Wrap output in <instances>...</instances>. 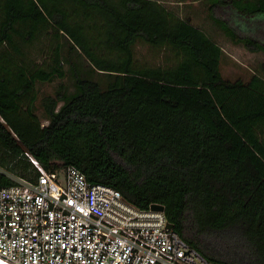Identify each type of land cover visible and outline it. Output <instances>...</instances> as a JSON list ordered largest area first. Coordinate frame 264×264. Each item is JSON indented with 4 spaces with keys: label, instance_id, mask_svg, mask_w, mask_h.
I'll return each mask as SVG.
<instances>
[{
    "label": "trees",
    "instance_id": "obj_1",
    "mask_svg": "<svg viewBox=\"0 0 264 264\" xmlns=\"http://www.w3.org/2000/svg\"><path fill=\"white\" fill-rule=\"evenodd\" d=\"M193 1L201 12L182 16L159 0H0V185L37 179L28 154L73 166L141 209L164 205L207 260L264 264V74L225 76L199 24L264 52V0ZM45 35L50 59L35 63ZM138 41L167 64L138 63Z\"/></svg>",
    "mask_w": 264,
    "mask_h": 264
},
{
    "label": "built area",
    "instance_id": "obj_2",
    "mask_svg": "<svg viewBox=\"0 0 264 264\" xmlns=\"http://www.w3.org/2000/svg\"><path fill=\"white\" fill-rule=\"evenodd\" d=\"M0 185V258L11 264H219L169 227L165 211L141 209L76 167Z\"/></svg>",
    "mask_w": 264,
    "mask_h": 264
},
{
    "label": "rangeland",
    "instance_id": "obj_3",
    "mask_svg": "<svg viewBox=\"0 0 264 264\" xmlns=\"http://www.w3.org/2000/svg\"><path fill=\"white\" fill-rule=\"evenodd\" d=\"M159 1L166 5L171 11L180 13L182 16L189 15V13L196 15V12H201L202 10L201 3L194 2L193 0H187L186 2H181L182 0ZM201 16L204 18L203 12L201 13ZM199 24H201L203 28H205V30L223 47L227 56L223 62L225 76L230 78H236L240 75L249 77L252 75L253 71L258 70L264 74V52H250L243 46L232 44L222 31L218 28L212 27L213 25L211 21H205V19H202ZM50 44L51 37L45 35L43 39L41 38L40 42L33 45L28 51L30 58L35 63H42L45 59H50V55L47 53ZM134 51L136 61L143 65L155 66L167 64L165 56L167 53L169 54V52L162 48L154 49L144 41H138L134 46ZM65 69H68L67 65H65ZM60 81L56 80L52 83L38 84L37 91L39 93V98L41 99L44 95L52 94ZM64 81L67 82L69 79L66 78ZM41 113L42 112L39 111V114ZM43 122L44 124H47V121Z\"/></svg>",
    "mask_w": 264,
    "mask_h": 264
},
{
    "label": "water",
    "instance_id": "obj_4",
    "mask_svg": "<svg viewBox=\"0 0 264 264\" xmlns=\"http://www.w3.org/2000/svg\"><path fill=\"white\" fill-rule=\"evenodd\" d=\"M152 208L153 209H156V210H161V211H165V206L164 205H161V204H154L153 206H152ZM169 227L170 228H173L174 226H173V224H169Z\"/></svg>",
    "mask_w": 264,
    "mask_h": 264
},
{
    "label": "bare ground",
    "instance_id": "obj_5",
    "mask_svg": "<svg viewBox=\"0 0 264 264\" xmlns=\"http://www.w3.org/2000/svg\"><path fill=\"white\" fill-rule=\"evenodd\" d=\"M0 264H11V263H9V262H7V261H5V260L0 258Z\"/></svg>",
    "mask_w": 264,
    "mask_h": 264
}]
</instances>
